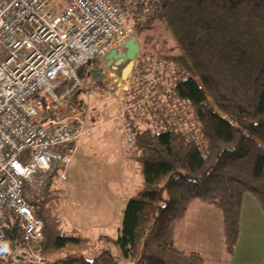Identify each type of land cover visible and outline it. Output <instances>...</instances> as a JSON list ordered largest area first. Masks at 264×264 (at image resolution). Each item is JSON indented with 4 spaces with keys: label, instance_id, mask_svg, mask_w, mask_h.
Instances as JSON below:
<instances>
[{
    "label": "trees",
    "instance_id": "obj_1",
    "mask_svg": "<svg viewBox=\"0 0 264 264\" xmlns=\"http://www.w3.org/2000/svg\"><path fill=\"white\" fill-rule=\"evenodd\" d=\"M136 35L162 18L183 53L164 56L173 91L189 101L193 132L177 127L134 133L133 158L141 187L132 194L116 235L92 240L77 228L64 231L55 212L60 170L31 198L43 222L37 253L47 264H204L198 251L174 244L177 225L192 201L222 213L227 253L235 249L243 195L264 212V0H129ZM66 178V177H65ZM0 264L24 249L15 218L4 222ZM98 248L96 256L86 252ZM25 264H31L26 262ZM264 264V262L262 263Z\"/></svg>",
    "mask_w": 264,
    "mask_h": 264
},
{
    "label": "built area",
    "instance_id": "obj_2",
    "mask_svg": "<svg viewBox=\"0 0 264 264\" xmlns=\"http://www.w3.org/2000/svg\"><path fill=\"white\" fill-rule=\"evenodd\" d=\"M123 0H0V259L4 222L14 217L24 249L12 256L47 264L37 253L43 222L31 198L54 169L76 155L84 120L65 104L81 85L78 69L135 35ZM186 105L190 106L186 100ZM134 144V137L127 133Z\"/></svg>",
    "mask_w": 264,
    "mask_h": 264
},
{
    "label": "crops",
    "instance_id": "obj_3",
    "mask_svg": "<svg viewBox=\"0 0 264 264\" xmlns=\"http://www.w3.org/2000/svg\"><path fill=\"white\" fill-rule=\"evenodd\" d=\"M127 5L123 6L128 9ZM143 33L146 34L143 40L136 35L139 52L126 79L121 75L124 63L118 67L107 66L104 55L89 60L78 69L81 85L65 104L71 105L67 112L69 115H77L84 120L83 134L106 126L111 141H114L113 134L116 133L117 139L119 135L128 141L127 132L133 136L145 128L161 131L177 127L189 132L193 129L189 106L186 99L173 91L174 77L164 57L177 54L163 52L162 47L150 39V31ZM136 73H141L140 80L135 79ZM133 152L134 145L132 155ZM136 168L139 171L137 162ZM121 223L122 217L117 222L116 233L121 229ZM187 226L204 229L202 238H192L194 240L190 244L187 233L192 229ZM174 244L181 249L198 251L204 264H262L264 212L251 194L243 195L236 246L232 253H227L221 211L194 200L176 227Z\"/></svg>",
    "mask_w": 264,
    "mask_h": 264
},
{
    "label": "rangeland",
    "instance_id": "obj_4",
    "mask_svg": "<svg viewBox=\"0 0 264 264\" xmlns=\"http://www.w3.org/2000/svg\"><path fill=\"white\" fill-rule=\"evenodd\" d=\"M123 1L126 4L128 0ZM133 18L130 19L131 23ZM147 31H150L153 43L162 47L163 52L177 55L183 53L162 18H156L153 28ZM143 32L137 34L139 40L146 37ZM141 78V73L135 74L136 80ZM192 125L196 130V123ZM107 132L106 126H102L82 134L78 139L77 153L65 169L66 178L57 179L55 184L60 187L54 202L55 212L60 217L64 231L77 228L80 233L91 236L92 240L97 239L101 233L117 234L115 228L126 202L142 184L141 173L131 154L134 144L119 135L117 139V133L113 134L114 141H111L110 132ZM187 228L192 229L187 233L190 244L194 239L202 238L204 229L194 226ZM98 252V248H91L86 256L92 258ZM110 252L117 256L119 262L128 263L118 248L113 246ZM25 263L24 260L12 258L3 264Z\"/></svg>",
    "mask_w": 264,
    "mask_h": 264
},
{
    "label": "water",
    "instance_id": "obj_5",
    "mask_svg": "<svg viewBox=\"0 0 264 264\" xmlns=\"http://www.w3.org/2000/svg\"><path fill=\"white\" fill-rule=\"evenodd\" d=\"M139 52V43L136 36L127 38L121 47H112L105 54L104 59L107 61V66L118 67L124 63L121 70V75L125 79L132 69L133 60Z\"/></svg>",
    "mask_w": 264,
    "mask_h": 264
}]
</instances>
